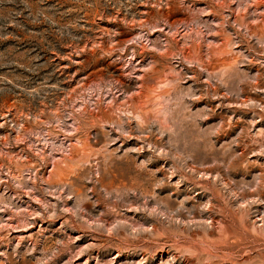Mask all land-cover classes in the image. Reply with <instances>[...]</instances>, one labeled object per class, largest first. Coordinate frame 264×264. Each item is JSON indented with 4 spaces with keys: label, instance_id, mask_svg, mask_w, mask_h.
<instances>
[{
    "label": "rangeland",
    "instance_id": "1",
    "mask_svg": "<svg viewBox=\"0 0 264 264\" xmlns=\"http://www.w3.org/2000/svg\"><path fill=\"white\" fill-rule=\"evenodd\" d=\"M262 193L264 0H0V264H216Z\"/></svg>",
    "mask_w": 264,
    "mask_h": 264
},
{
    "label": "bare ground",
    "instance_id": "2",
    "mask_svg": "<svg viewBox=\"0 0 264 264\" xmlns=\"http://www.w3.org/2000/svg\"><path fill=\"white\" fill-rule=\"evenodd\" d=\"M171 1V0H170ZM169 3V2H168ZM215 4V3H214ZM216 9V8H215ZM134 21V20H133ZM125 183V182H124ZM260 188H261V186H260ZM259 189V188H258ZM244 198V197H243ZM259 202H262V204H259L260 205V207H259V213L261 214V212H262V217H261V215H259V218L261 219L260 220V222H263V224H261V228L260 229H258L257 227H255V230H253L254 231V233L256 234V235H263L264 234V195H263V193L262 194H260V196H259V198H258V201L256 202V203H259ZM255 205H257V204H255ZM251 207V206H250ZM249 208V207H248ZM255 208H257V207H255ZM261 208H263V209H261ZM247 211V210H246ZM246 211H245V213H246ZM251 211V210H250ZM235 213V212H234ZM236 214V213H235ZM243 216H244V214H243ZM238 217V216H237ZM240 217V216H239ZM242 218V217H241ZM249 218V217H248ZM240 219V218H239ZM248 220V219H247ZM246 221V220H245ZM250 224V223H249ZM245 225V224H244ZM248 225V224H247ZM202 227V226H201ZM226 228V227H225ZM214 231V230H213ZM224 235V234H223ZM255 236V235H254ZM255 238V237H254ZM219 239V238H218ZM262 239V238H261ZM264 243V242H263ZM227 244H228V242H227ZM248 245H250V244H248ZM254 245V244H253ZM264 245V244H263ZM228 246V245H227ZM252 246V245H251ZM221 247V246H220ZM250 248V247H249ZM260 248H262V247H260ZM240 249V248H239ZM233 250L231 247H226V248H216V249H214L213 251H212V254H213V256L215 257V258H217V263L218 264H240L241 262H238V260H236V258L234 257L235 255L234 254H246L245 256H244V258H243V263H241V264H264V250H258V251H255L254 249H241V250ZM258 248H256V250H257ZM195 251V250H194ZM194 251H193V256L195 257V259L196 258H200V255H201V251L200 250H196L195 252H197V253H194ZM218 252H220V255H219V253ZM252 253L254 254V255H252ZM234 255V256H233ZM190 257V256H189ZM188 257V258H189ZM187 258V257H186ZM187 258V259H188ZM191 258H193V257H191ZM194 259V258H193ZM194 259V260H195ZM238 259H240L239 257H238ZM255 259H258V261L259 262H255ZM198 260V259H197ZM192 259L190 260V259H188V260H186V263L187 264H191L192 263ZM213 263V262H212ZM216 263V262H215ZM216 263V264H217Z\"/></svg>",
    "mask_w": 264,
    "mask_h": 264
}]
</instances>
